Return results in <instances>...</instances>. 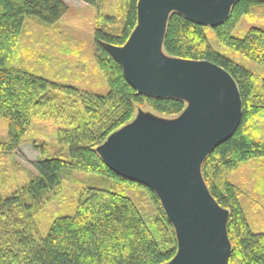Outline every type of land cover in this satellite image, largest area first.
<instances>
[{"label": "trees", "instance_id": "obj_1", "mask_svg": "<svg viewBox=\"0 0 264 264\" xmlns=\"http://www.w3.org/2000/svg\"><path fill=\"white\" fill-rule=\"evenodd\" d=\"M84 1L98 13L94 62L109 86L106 94L38 76L20 60L27 21L52 27L69 11L64 0H0V118L8 121L0 141V264H168L178 252L175 228L156 193L112 171L97 149L143 107L174 119L188 104L140 94L107 48L129 41L138 24L139 0H122L118 11L100 0ZM258 8H264L262 0H239L215 27L173 13L163 45L169 57L222 67L239 88L241 122L201 168L211 195L230 213L228 264H264V230L249 222L246 190L231 180L254 165L253 206L264 209V27H251L243 37L235 34L240 21ZM44 120L58 124L60 147L51 154L45 144L35 145L40 153L33 164L36 174L14 186L13 172L2 160L17 152L35 121ZM76 172L84 182L73 201L62 188ZM54 202L58 211L72 212L53 218L43 236L40 218Z\"/></svg>", "mask_w": 264, "mask_h": 264}, {"label": "water", "instance_id": "obj_2", "mask_svg": "<svg viewBox=\"0 0 264 264\" xmlns=\"http://www.w3.org/2000/svg\"><path fill=\"white\" fill-rule=\"evenodd\" d=\"M239 0H139L138 24L123 47L107 45L140 94L185 101L165 119L140 110L97 152L118 175L151 188L175 228L178 252L168 264H228L229 211L211 195L201 173L214 148L239 126L238 85L209 61L172 58L163 45L173 13L207 27L224 23Z\"/></svg>", "mask_w": 264, "mask_h": 264}, {"label": "rangeland", "instance_id": "obj_3", "mask_svg": "<svg viewBox=\"0 0 264 264\" xmlns=\"http://www.w3.org/2000/svg\"><path fill=\"white\" fill-rule=\"evenodd\" d=\"M64 1L69 6V11L52 27L46 28L35 21H27L19 52L20 60L24 61L22 63L38 76H45L61 85L73 86L97 94H106L109 91V86L94 62L97 10L84 0ZM100 1L109 5L110 9L118 11L117 8L120 7L122 0ZM262 1L264 3V0ZM109 11L112 12V10ZM251 27H264V8L256 9L251 17H244L237 26L235 34L243 37ZM43 55L52 56L54 60H45ZM72 58L73 62H71ZM64 60L66 62H63ZM249 64L252 68L254 67L252 62ZM142 109L145 113L158 116L147 107ZM58 128V124L52 120L35 121L32 130L17 152L2 160L3 165L13 172L14 186L21 185L28 176L36 174L33 164L38 161L40 153L35 145L45 144L51 154L60 147L57 142ZM7 132L8 121L0 118V141L5 139ZM254 170V165L245 167L232 175L231 180L246 190L247 195L243 198V207L248 214L249 222L257 230L263 231L264 209L256 204L257 208L253 206L252 200L255 188V182L252 180ZM79 174L82 173L68 174L62 188L66 196L73 197V201L75 191L80 189L84 182V177ZM261 201L264 205V198ZM58 206L56 202L50 204L46 214L40 218V224L44 227L43 236H46L53 218L67 213V211H58ZM71 212L69 211L67 214H71Z\"/></svg>", "mask_w": 264, "mask_h": 264}]
</instances>
